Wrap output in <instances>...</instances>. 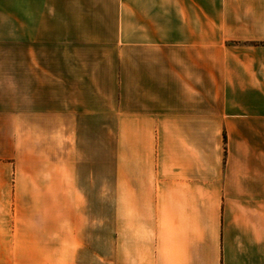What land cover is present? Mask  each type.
Segmentation results:
<instances>
[{"label": "crops", "instance_id": "crops-1", "mask_svg": "<svg viewBox=\"0 0 264 264\" xmlns=\"http://www.w3.org/2000/svg\"><path fill=\"white\" fill-rule=\"evenodd\" d=\"M0 12L52 28L56 49L45 56L52 70L37 64L38 74L53 75L52 109L0 116L13 126L11 158L51 179L52 215L44 208L37 216L68 235L35 244L36 256L21 264H264V0H0ZM73 46L87 51L66 49ZM100 89L111 93L99 113ZM111 100L117 221L107 183L100 208L91 206V178L90 193L81 192L88 209L63 213L78 194L63 196L62 177L64 154L68 185L78 187L75 124L110 122ZM45 122L53 127L43 135ZM78 230H102L101 245L78 242ZM109 230H118L116 242Z\"/></svg>", "mask_w": 264, "mask_h": 264}, {"label": "rangeland", "instance_id": "rangeland-1", "mask_svg": "<svg viewBox=\"0 0 264 264\" xmlns=\"http://www.w3.org/2000/svg\"><path fill=\"white\" fill-rule=\"evenodd\" d=\"M53 32L52 28H46L45 26L34 27L28 25V23L24 26L22 12H0V116L5 115L7 110L11 111L13 109L17 113L23 109L30 110V112L52 109L54 98L53 75L43 73V70H40V74H38L37 64L40 61L42 68L52 70L54 60L45 56L52 55V52L56 50L54 43L48 40L53 37ZM33 39L34 41H32ZM66 49L87 51L82 46H73ZM36 51L42 53L43 58L38 60L31 58V55L28 54ZM109 64L111 65V60L105 65ZM94 77L95 86H102L103 78ZM105 87L109 89L107 86ZM107 89L103 91L101 89L95 90L94 92L99 97L94 101V110L99 113L108 109L106 105H102L101 101V96L111 93ZM113 101H110V112L107 113L111 114L110 122H87L83 120L75 124V130L78 131L79 139L77 142L79 147L72 159L76 162L78 169L72 177L75 178V181H78V187H69L68 185L70 177L64 166L69 160L68 156H64V154L62 156V177L63 196H69L71 191L72 194L76 191V193L78 192L76 194L78 199L74 193L75 200L72 199V204L63 203V213L66 210L85 211L88 209L89 204L86 203V199L81 192L87 189L90 193L91 189L85 185H87L86 180L89 181L91 178L94 180L95 185L92 189L94 198L91 206L94 207V210L100 208V203L96 202L102 191L99 184L102 182L107 183L108 186H104V193L109 195L111 221H117L118 124L112 120V114L115 115L117 109ZM32 127L33 124H29L27 131L33 130ZM41 127L46 130L42 131L43 135H46L47 130H52L53 124L45 122L41 124ZM14 128L22 131V124L14 125ZM11 129H13L12 124L0 117V147L8 155V158H0V176L3 175V179L0 177L2 179V181L0 180V264H21L23 257L27 261L31 260L37 253L34 250L35 244L45 246V244L59 242V233L65 234V230L52 229V217L42 219L37 216L38 213L43 212L39 210L45 208L51 212L54 209L53 187L48 185L51 183V179L47 172L27 171L29 169L28 165L33 162L27 161L23 165L20 160L11 158L13 149L8 144L11 140L9 138ZM101 136H103V146L100 144L102 143ZM91 138H93V156L91 155L92 151L89 150ZM30 142H27L26 150L33 148L31 139ZM44 143L45 146L52 149V140L45 139ZM86 145H88V148ZM21 148L19 150H22ZM45 157L48 158L49 156H41L43 159ZM50 158L52 161V156L48 159ZM92 162L93 170L89 168L91 166L89 164H92ZM43 163L52 166V162L43 161ZM22 166L24 167L22 168ZM29 175L33 176L30 177ZM42 200H45V202ZM50 215H52V212ZM23 216H26V218H23ZM66 232H70V230H66ZM109 232L111 242H116L118 230H109ZM77 235L78 242H91L93 240L95 245H101L102 230H78ZM64 237H68V235H62V238ZM41 263L45 264V261Z\"/></svg>", "mask_w": 264, "mask_h": 264}]
</instances>
